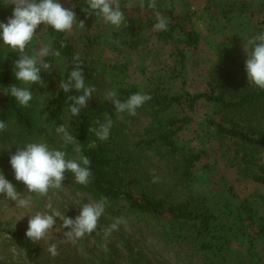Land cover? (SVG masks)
<instances>
[{"label":"trees","instance_id":"16d2710c","mask_svg":"<svg viewBox=\"0 0 264 264\" xmlns=\"http://www.w3.org/2000/svg\"><path fill=\"white\" fill-rule=\"evenodd\" d=\"M86 7L85 0L77 3L78 19L98 18L84 12ZM263 7L264 3H259L257 13ZM246 8L247 4L241 2L240 9ZM155 22L153 17L145 23L149 38L171 49L173 64L165 70H153L145 78L148 83L140 88L139 84L128 82L126 63H105L89 53L79 55L85 82L94 85L96 92L78 116L68 111L67 96L77 94L75 90L65 93L59 88L73 66L72 57L78 54L66 33L47 27L53 47L61 51L64 68L42 70L46 86H30L33 100L29 107L19 106L4 91L12 85L19 86L14 75V61L19 53L0 44V120L7 124V130L0 132V145L21 147L23 144L19 143L43 139L59 147L61 140L55 128L64 124L90 158L92 171L87 186L75 183L68 171L65 184L95 199L104 195L109 202L124 201L133 212L154 220L166 242L190 251L195 264H264V90L248 84L247 55L239 51L232 55L224 48L218 54L221 69L208 80L205 89L188 91L187 49L197 48L200 33L186 29L173 9L168 12L167 31L153 30ZM260 31L257 28V33ZM134 33H129L126 46L141 39ZM255 34L256 30L252 36ZM61 41L66 44L62 49ZM234 57L240 66L234 71L226 69L225 64ZM103 74H107L106 79L100 78ZM112 88L122 102L137 91L149 94L151 99L137 109L136 116L117 115L114 105L104 100V93ZM200 104L214 108L215 115L205 118L206 126L217 145L230 147L232 161L242 168L241 173L260 186L261 203L239 197L233 186L224 181L215 183L213 171L210 174L201 161L206 150L181 145L180 132L192 123ZM105 113L112 116L114 123L109 139L100 141L89 128L95 119L103 120ZM67 151L74 155L71 146ZM154 176L160 178L158 183H152ZM202 183L204 187L200 186ZM14 243L30 264H48L36 260L38 247L27 236H15ZM105 264L117 263L109 259Z\"/></svg>","mask_w":264,"mask_h":264},{"label":"rangeland","instance_id":"374dc122","mask_svg":"<svg viewBox=\"0 0 264 264\" xmlns=\"http://www.w3.org/2000/svg\"><path fill=\"white\" fill-rule=\"evenodd\" d=\"M79 1L59 0L64 7L72 8L74 11ZM126 2L127 0H121V10L125 12L128 21L126 27L122 26L117 30L105 24L100 18H96L94 21L85 20V28L74 27L66 35L75 45L79 55L85 56L89 53L105 63H126L128 82L137 83L140 88H144L148 83L145 78L153 70L157 68L165 70L166 66L173 64L171 49L149 38L145 23L155 17L152 10L145 7L141 11L138 6L128 9L124 6ZM135 2L138 3V0ZM241 2L247 4L246 9H240ZM262 2L264 3V0H157L158 10L166 20L169 10L173 9L180 16L186 29L200 33L201 38L197 48L187 49L185 88L188 91L194 93L205 89L208 80L215 72L220 71L221 64L218 61L220 50L226 48L232 55L238 51L246 54L245 51L249 47L247 41L252 37V33L256 30L257 34V28L261 29L260 32L264 31V7L257 13L259 3ZM13 8L14 5H5L3 0H0L1 22H7ZM79 20L77 15V22ZM36 31L40 42L51 39L45 25H39ZM131 32H135L134 34L139 35L141 39L137 44L129 47L124 42H128ZM117 38L121 40L119 46L112 43L113 40H118ZM0 44L6 47L2 40ZM47 61L51 64L50 69L64 68L63 60L58 62L55 58ZM225 65H228L226 69L232 71L240 66L237 57L229 60ZM100 78L106 79L107 74H103ZM179 85L180 83L177 82L176 86ZM213 115H215L213 107L200 104L192 123L180 132L181 145L196 146L206 150V155L201 161L206 164V168H209L210 174L213 171L211 176L215 183L220 185L219 182L224 181L225 184L233 186L239 197L261 203L258 191L260 186L245 177L241 173L242 168L233 163L230 147L217 145L212 137L205 118ZM18 147L20 145L9 143L0 145V151H4V154L0 155V172L23 197L32 199V208H16L15 201L8 200L4 194H0V264H30L23 250L14 243L15 236H26L31 213L24 214L25 212L48 211L50 205L51 209L60 215L75 218L79 214L80 208L76 204L80 200L83 199L84 203L95 200L90 194L63 181V189L50 190L47 197L27 193L24 183L15 179L10 165V156ZM210 183L213 186V182ZM200 186L204 187V183ZM20 215L23 216L16 220ZM120 216L127 220V225H121L119 231L111 234L107 242L109 251L105 252L101 247L104 244L103 228L109 225L113 218ZM55 219L51 242L57 243L59 254L53 257L47 251V243L34 242L38 247L37 261L48 264H105L112 259L117 264H195L190 251L176 243L166 242L154 220L133 212L122 200L110 202L97 230L75 243L64 242L63 233L68 229L56 231L62 221L59 217Z\"/></svg>","mask_w":264,"mask_h":264},{"label":"clouds","instance_id":"9594fccd","mask_svg":"<svg viewBox=\"0 0 264 264\" xmlns=\"http://www.w3.org/2000/svg\"><path fill=\"white\" fill-rule=\"evenodd\" d=\"M3 3L14 5V8L7 22H0V40L12 52L19 53L14 61V75L19 81V86L12 85L4 91L10 94L19 106L29 107L33 100L30 86L34 84L46 86L41 72L49 71L51 64L45 58L53 57L58 62L61 60V51L53 47L54 42L51 39L40 42L37 38L38 26L43 24L45 28L51 26L57 33H69L74 27L85 28V21L77 22L75 11L64 7L59 0H3ZM85 3L87 7L83 11L88 15L94 14L117 30L127 26L125 12L121 10V0H85ZM124 6L128 9L138 6L141 11L145 7L152 10L156 21L153 30L167 31L168 22L158 10L157 0H138V3L135 0H127ZM112 43L119 46L118 40H113ZM247 44L249 47L245 51L247 55L245 69L248 84L264 90V31L250 37ZM30 45L33 46L29 48ZM64 47L66 44L61 41L60 48ZM72 61L73 66L67 72V78L60 81L59 88L65 93L75 90L77 94L67 96V100L70 101L68 111L72 116H78L82 109L87 108L88 101L96 92V88L92 84H86L85 73L81 67L83 62L79 54L74 55ZM119 97L115 88L104 93V100L114 105L117 115L126 113L129 116H136L137 109L151 99L149 94L142 91L128 95L123 102ZM105 114L103 120L95 119L89 128V132L94 133L100 141L109 139L114 123L112 116ZM6 130V122L0 120V132ZM55 133L61 140L59 147L43 139L26 141L19 143L23 144V147H18L10 156L15 179L24 183L27 193L47 197L50 190H62L66 171L72 173L74 182L79 185L87 186L91 183V160L83 153L81 143L64 124L56 127ZM69 146L74 155H69L67 151ZM159 179L158 176H154L152 183H158ZM0 194H4L8 200L15 201L16 208H32V199L23 197L2 172H0ZM83 201L82 199L76 204L80 210L75 218L60 215L51 209L50 205L48 211L25 212L24 214L31 213L26 236L33 242L47 243L48 253L53 257L57 256L59 254L57 243L51 242L55 218L59 217L62 221L56 231L68 229L63 233L64 242L75 243L97 230L100 219L110 203L109 198L104 195L86 203ZM23 215L18 216L16 220ZM121 225H127V220L123 216L113 218L112 222L103 228L104 244L101 246L103 251H109L108 239L114 231H119Z\"/></svg>","mask_w":264,"mask_h":264}]
</instances>
